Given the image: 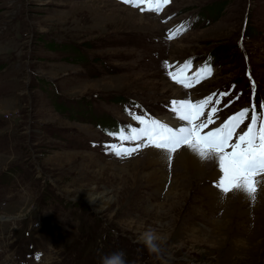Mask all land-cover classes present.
<instances>
[{
  "label": "rangeland",
  "instance_id": "374dc122",
  "mask_svg": "<svg viewBox=\"0 0 264 264\" xmlns=\"http://www.w3.org/2000/svg\"><path fill=\"white\" fill-rule=\"evenodd\" d=\"M189 61L212 75L186 89L166 72ZM244 72L264 103V0H171L159 13L119 0H0V264H100L120 251L126 264H264V184L255 201L218 197L211 165L167 200L176 162L105 148L120 144L107 133L140 127L133 114L177 120L174 99L216 94L201 119L219 93L233 98L227 112L244 106ZM98 194L101 211L82 200ZM148 230L158 253L138 242Z\"/></svg>",
  "mask_w": 264,
  "mask_h": 264
},
{
  "label": "snow or ice",
  "instance_id": "6c2138e0",
  "mask_svg": "<svg viewBox=\"0 0 264 264\" xmlns=\"http://www.w3.org/2000/svg\"><path fill=\"white\" fill-rule=\"evenodd\" d=\"M119 2L138 8L141 12L159 13L171 0H119ZM181 31L182 28L174 31L170 29L166 39H174ZM164 63L168 69H172L173 66L167 61ZM189 65L190 61L185 62L175 71L168 70L166 74L184 88H192L193 81L200 82V72L192 77L185 75ZM201 71L206 72L208 76L212 75V68L208 65ZM228 95V92L219 93L215 105H220L221 99ZM214 96L216 94L195 102L190 99L172 100L170 111L182 122L179 126H170L154 118L133 114V119L138 121L140 127L127 130V134L124 129L107 133L118 138L120 144H108L105 148L117 158H130L142 149L153 148L165 155L169 168L172 166L174 155L187 149L201 161L211 159L216 163L218 176L214 181V187L219 190L222 197L240 192L251 201H255L260 186L264 184V103L259 105L260 111L253 104L250 108H244L229 116L218 127L205 131L209 125L215 123L213 117L218 112V108L213 106L207 112V118L201 119L205 115V108L213 102ZM249 114L250 122L242 128ZM125 142H131L134 146H124Z\"/></svg>",
  "mask_w": 264,
  "mask_h": 264
},
{
  "label": "bare ground",
  "instance_id": "6f19581e",
  "mask_svg": "<svg viewBox=\"0 0 264 264\" xmlns=\"http://www.w3.org/2000/svg\"><path fill=\"white\" fill-rule=\"evenodd\" d=\"M111 3L115 8L114 10L117 11V3L114 2H109ZM124 8H119V10L124 11ZM125 13H127V15L129 17H133L136 19H140L142 20L141 17H139L134 11L131 10H127L124 11ZM171 89L173 90L174 94L177 96V94H180V96L182 95L181 89L174 87L173 85H171ZM164 122L167 123L168 125H175V126H179L182 122L177 120L171 119L170 117H165L163 118ZM158 151V150H155ZM160 152V151H159ZM174 162H176L175 167L178 168L179 170L175 173V177L173 180V183L169 189L168 192H166V199L167 200H172L174 197H179L182 196L183 194V190H184V186L181 187V191H176L177 188H179V185H184V183H186L187 181H189L192 177H196L199 178L202 175H204L205 172L209 173V166H213L212 171H210V178L214 179L218 176V169H216V163L209 159V160H205V161H201L197 156H195L193 153H191L189 150L185 149L182 151H178L175 154V157L173 159ZM209 162L208 165H206V162ZM208 167V169H206ZM163 170V169H162ZM163 187V186H162ZM88 191V190H87ZM83 193V192H82ZM86 193V192H85ZM180 193V195L178 194ZM90 194V193H88ZM214 194V193H213ZM94 195V194H93ZM99 195V194H98ZM107 195V194H106ZM218 197H221V195L218 194H214ZM80 196V195H79ZM105 195H99L98 197H87V199H82L85 203H87V205H89L91 208H94L96 210H99L98 207H100L103 204V197ZM164 196V194H163ZM84 198V197H83ZM106 205V204H105ZM101 211V210H99Z\"/></svg>",
  "mask_w": 264,
  "mask_h": 264
},
{
  "label": "clouds",
  "instance_id": "9594fccd",
  "mask_svg": "<svg viewBox=\"0 0 264 264\" xmlns=\"http://www.w3.org/2000/svg\"><path fill=\"white\" fill-rule=\"evenodd\" d=\"M157 239L155 232L148 230L140 234L138 242L142 243L150 253H158L159 249L155 242ZM100 264H126L125 254L120 251L103 255Z\"/></svg>",
  "mask_w": 264,
  "mask_h": 264
},
{
  "label": "water",
  "instance_id": "95a60500",
  "mask_svg": "<svg viewBox=\"0 0 264 264\" xmlns=\"http://www.w3.org/2000/svg\"><path fill=\"white\" fill-rule=\"evenodd\" d=\"M2 218H4V217H2Z\"/></svg>",
  "mask_w": 264,
  "mask_h": 264
}]
</instances>
